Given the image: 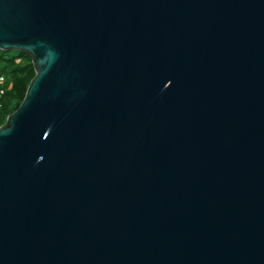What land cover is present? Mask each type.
<instances>
[{"label":"water","instance_id":"1","mask_svg":"<svg viewBox=\"0 0 264 264\" xmlns=\"http://www.w3.org/2000/svg\"><path fill=\"white\" fill-rule=\"evenodd\" d=\"M0 50V264H264V0H0Z\"/></svg>","mask_w":264,"mask_h":264},{"label":"trees","instance_id":"2","mask_svg":"<svg viewBox=\"0 0 264 264\" xmlns=\"http://www.w3.org/2000/svg\"><path fill=\"white\" fill-rule=\"evenodd\" d=\"M32 58L17 51L0 50V127L24 101L28 87L35 77Z\"/></svg>","mask_w":264,"mask_h":264},{"label":"built area","instance_id":"3","mask_svg":"<svg viewBox=\"0 0 264 264\" xmlns=\"http://www.w3.org/2000/svg\"><path fill=\"white\" fill-rule=\"evenodd\" d=\"M4 83V80L3 78L0 79V84H3Z\"/></svg>","mask_w":264,"mask_h":264}]
</instances>
